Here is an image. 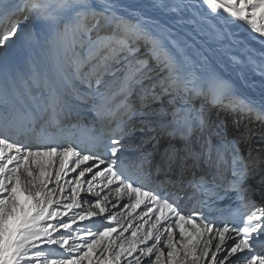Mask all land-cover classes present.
<instances>
[{
	"label": "snow or ice",
	"instance_id": "obj_1",
	"mask_svg": "<svg viewBox=\"0 0 264 264\" xmlns=\"http://www.w3.org/2000/svg\"><path fill=\"white\" fill-rule=\"evenodd\" d=\"M170 7H206L211 16L222 12L264 37V0H181ZM0 9L8 10L11 24L0 31V49L19 37L30 57V71L10 78L18 105L7 100L0 105V264H93L101 244L109 256L97 264H149L145 258L151 264H264V255L255 251L264 243V207L248 197L247 165L235 138L228 141L220 125L211 127L203 109L176 107L177 100L187 105L193 96L249 113L250 103L233 97L224 104L231 96L227 81L214 73L197 76L186 70L177 42L165 32L150 31L143 20L118 15L111 0L99 5L95 0H22L21 5L0 0ZM85 111L115 126L107 137L92 136L81 148L73 133ZM257 118L264 119V109ZM21 129L25 137L35 136V147L12 138ZM157 130L161 139L169 140L187 141L200 133V151L185 143L182 156L169 144L152 169L155 153H142L143 141L132 145L125 140L137 131L146 135ZM189 158L193 168L201 160L212 165L211 178L193 175L185 182ZM224 165L231 166L229 188L245 212L238 221L221 218L217 223L202 209L209 206V195H227L215 176ZM69 172L75 173L66 181L70 195L56 197L52 176L59 182ZM161 172H174L177 178L161 179ZM82 191L94 199H85ZM196 192L205 198L196 199ZM194 200L193 208L185 211L182 203ZM117 208L128 210L132 218L140 209L138 215L147 216L149 226L134 227L128 219V227L113 238L117 227L111 222L119 226L117 217L124 215L113 210ZM92 218L100 219L102 230L91 228L96 223ZM173 223L181 237L175 242ZM149 241L154 242L149 246ZM55 252L59 256L50 258Z\"/></svg>",
	"mask_w": 264,
	"mask_h": 264
},
{
	"label": "bare ground",
	"instance_id": "obj_2",
	"mask_svg": "<svg viewBox=\"0 0 264 264\" xmlns=\"http://www.w3.org/2000/svg\"><path fill=\"white\" fill-rule=\"evenodd\" d=\"M10 2L12 5L22 4V0H11ZM95 2L99 5L103 3V0H95ZM111 2L114 4L118 15L133 22L138 19L143 20L145 27L150 31L157 34L165 32L169 40L177 42L181 50L180 58L184 62L186 70L197 76L206 73L220 74L224 80L234 86V98L242 99L251 104L253 111L249 113L241 111L239 108L225 107L222 104L212 106L208 98L197 96L192 101V108L196 110L203 109L204 118L211 127L220 125L224 138L228 141L235 138L236 143L244 149L251 169L245 186L248 197L254 200L258 206L264 207V204H261L262 199H264V119L257 118V112L264 109V37H260L258 33L253 32L245 22H236L222 12L220 16H211L206 7L200 8L198 11L188 9L172 11L170 5L180 3L181 0H111ZM184 2L188 3V0H184ZM7 15L8 10L0 9V31L11 26L6 20ZM69 22H71L70 17ZM24 24L25 21L21 23V29H23ZM61 27H63V23H61ZM37 31H40V29H37ZM143 50L142 48L141 51ZM78 51L85 54L83 50L78 49ZM29 60L27 47L19 37L11 41L7 48L0 49V105L5 100H7L8 105H18L19 102L13 94L10 78L18 72L28 73L30 71ZM168 99V96L164 97L165 106H168ZM228 102L225 101L224 104H228ZM4 106L6 107V105ZM28 106L31 107V104ZM154 107H159V105H154ZM93 115L94 112L85 111L81 118L92 119ZM132 123L136 124L137 121ZM149 137L155 138L149 139ZM12 138L19 143L30 145L26 139L24 140L23 137L19 136L18 132L14 131ZM201 139V134L196 133L187 141L180 142L174 139L170 142L164 138L161 139L158 130L146 135L137 131L132 136L127 137L125 143L140 145L143 141L141 152L145 154L155 153L150 162V166L153 165L152 169H155L157 165L155 161L158 162L160 159L159 152L169 144L181 150L180 154L183 156L185 155L183 151L185 143L196 146V140L199 143ZM212 141L214 145L218 143L215 136L212 137ZM197 149H199V146H197ZM192 163V159L189 158L187 161L189 167L184 173L185 182L192 179L197 171L198 165L193 168L191 167ZM13 166L9 165V167ZM147 166L149 167V164ZM55 167L58 169V161ZM74 175L75 173L69 172L68 176L62 177L59 182L55 180L54 175L52 176L50 187L56 189V197L70 195V186L66 181ZM165 176H170L173 180L177 178L174 172L171 174L167 172L160 173L161 179ZM60 187L65 188V193L59 192ZM189 193L192 194L191 189ZM81 194L85 199H94L86 191H82ZM113 202L116 201L113 200ZM124 202H127V200L125 199ZM190 203H182L185 211L189 208ZM113 210L124 212L123 216L117 217L120 222L119 226L115 221L111 222V226L117 227V232L112 234L113 238L123 228L128 227V219H132L134 227L145 224V221L148 220L147 216L141 217L138 215L140 209L133 213L134 218L128 217V210L119 208ZM92 219H95L96 223L92 224L91 228L102 230L100 219ZM152 219H154V216ZM104 222L107 223L106 220ZM77 223L87 224L88 222L78 221ZM148 226V224H145L144 230ZM172 227L175 229L174 223ZM190 228L191 226L188 225L185 230L188 231ZM161 231L163 232L164 229L161 228ZM130 235L131 229L125 233L126 237ZM166 239L165 233L162 236L161 248H163V240ZM180 239L179 229H175L174 242ZM153 242L149 241V246ZM105 243H107V240ZM228 243L230 245L232 242L228 241ZM140 247H144V245H140ZM177 247H179V244H177ZM165 251L168 250L164 248ZM256 251L258 254L264 255V243H258ZM53 254L59 256V252L50 253V258ZM106 256H109V254L104 251V244H101L93 254V264H97L98 260ZM145 260L151 263L149 258H145ZM143 263L144 261H142ZM83 264H88V262L84 261ZM121 264H126V261L122 260Z\"/></svg>",
	"mask_w": 264,
	"mask_h": 264
},
{
	"label": "rangeland",
	"instance_id": "obj_3",
	"mask_svg": "<svg viewBox=\"0 0 264 264\" xmlns=\"http://www.w3.org/2000/svg\"><path fill=\"white\" fill-rule=\"evenodd\" d=\"M11 1V0H10ZM19 5H21V4H19ZM13 19H15V18H13ZM24 22V20L22 19L21 20V23H23ZM1 28V27H0ZM214 108H217V107H214ZM162 145H164L163 143H162ZM185 173H186V171H185ZM171 174V173H170ZM195 175V174H194ZM166 253H167V251H165V255H166ZM153 258H152V260H154L155 259V256L153 255L152 256ZM144 264V263H143ZM149 264H151V263H149Z\"/></svg>",
	"mask_w": 264,
	"mask_h": 264
}]
</instances>
